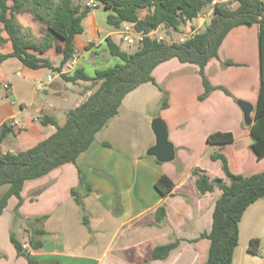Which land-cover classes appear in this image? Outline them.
Returning <instances> with one entry per match:
<instances>
[{"label":"crops","instance_id":"crops-1","mask_svg":"<svg viewBox=\"0 0 264 264\" xmlns=\"http://www.w3.org/2000/svg\"><path fill=\"white\" fill-rule=\"evenodd\" d=\"M190 27V23L186 24L187 29ZM259 29L258 24L232 29L219 48V56L211 58L206 66L208 78L216 71L219 79L215 85H224L236 99L219 88L205 99H199L205 91L199 66L171 58L158 64L152 72L168 94L166 107L162 105L163 91L151 81L142 83L124 97L118 113L97 133L89 149L80 154L77 160L80 174L77 165L68 162L43 176L26 180L20 206L23 217L14 219L13 209L18 203L13 200L15 196L0 213V236L5 238L11 251L8 256L0 251L3 254L0 264H30L25 256L18 254L15 246H11V234L21 243L29 244V252L37 264H204L210 241L200 235L211 230L213 211L221 190L201 194L195 188L193 169L200 167L212 178L225 177V174L222 176V170L219 175H213L208 167L211 164L203 163L180 173L181 155L192 148L190 136L196 133L206 140L198 159L210 145H217L208 143L207 136L221 130L234 133L235 141L227 146L228 149H233L234 143L240 140L254 161V154L246 143L251 133L250 125L245 123L244 112L237 100L240 98L253 104L254 118L261 84ZM114 33L111 30L106 37L110 35L115 40ZM93 42L96 46L95 41L85 42L80 39V34L77 35L74 39L76 52L91 51L94 46L87 50L85 47ZM227 60L234 64H227ZM80 82L76 84L81 85ZM68 88L66 85L65 89ZM55 92L63 105L57 108L51 103L44 109H60L67 113L74 108L67 105L74 96L62 94L61 89ZM90 93L91 90L84 94L79 92L73 104L77 106ZM151 104L156 111L150 120L161 116L167 122L169 138L176 149L173 161L160 162L145 153L146 148L156 143L155 134L153 140L139 141L138 133L147 131L148 138L151 135L144 126L150 116ZM21 120L24 125V118ZM37 131L38 139L33 135L25 140L21 138V130L15 138H7L1 144L2 151L32 146L52 134L55 127L41 123V130ZM212 161L216 164L219 160ZM163 174L176 183L166 195L155 187ZM2 186L0 197L9 187ZM77 187L83 208L72 193ZM34 198L41 199L45 209L38 211L39 207L27 204ZM160 206L166 208V217L162 221L156 217ZM43 215L46 216L44 228L47 231L41 237L43 247L32 249L30 238L36 226L29 225L25 218ZM176 239H180V244L167 258L151 257L156 246Z\"/></svg>","mask_w":264,"mask_h":264},{"label":"trees","instance_id":"trees-1","mask_svg":"<svg viewBox=\"0 0 264 264\" xmlns=\"http://www.w3.org/2000/svg\"><path fill=\"white\" fill-rule=\"evenodd\" d=\"M82 1L0 0V23L3 24L0 32L5 30L8 33L7 37L0 34V42H11L12 45L11 50L0 51V61L15 56L25 65L35 69L46 66L53 68L51 59L42 54L55 45L62 54L61 64L55 68L56 71L59 70L77 53L74 39L83 33L82 21L92 10L89 5L83 6ZM95 1L111 11L107 16L109 25L121 28L124 22H133L136 30L146 36L138 44L137 49L129 53L122 50L112 36L108 35L105 40L108 49L112 55L118 56L121 62L108 68L97 69L92 75L81 67L75 68L73 72L60 74L67 82H89L90 86L87 89L91 90V93L76 107L67 111L63 124L52 115H42L43 125L51 124L55 127V131L46 138L26 148L21 146L17 151H0V186L9 185L0 197V213L7 207L9 199L15 196L18 203L14 219L17 221L23 217L18 208L23 203L22 191L28 179L43 176L68 162L76 164L80 174L81 168L77 163L80 154L89 149L97 133L118 113L124 97L142 83L149 81L155 83L163 91L162 105L166 107L168 94L152 74L154 68L166 60L177 58L183 63L199 66L205 88L199 99H205L218 88L234 97L224 85L211 84L206 74V66L211 58L219 56V48L232 29L241 25L258 24L261 84L253 122L250 125L251 133L246 143L254 154V161L262 164L261 170L248 175L234 172L227 155L222 151L214 152L211 159L221 162L225 177L212 178L200 167L193 169L195 184L201 194L213 192L215 189L221 190L215 203L211 230L200 235V238H207L210 241L208 257L204 264H233L234 252L239 244V224L242 217L252 203L264 196V0H232V3L230 0L223 1L214 7L210 22L204 24L198 34L185 41L171 42L158 40L149 33L159 30L161 26L180 30L188 20L202 14L211 0ZM27 3L34 5L36 17L45 18L39 12L40 7L47 16V31L39 42L25 33L24 25L18 18V12ZM142 10H147L143 17L140 15ZM227 64L234 62L227 60ZM22 125L14 127L9 121L3 122L0 126V146L7 138H15L22 130ZM234 141L232 131L219 130L207 136V142L219 145L221 150L226 149ZM175 185V181L167 174L161 175L155 182V187L162 195L170 193ZM78 190L79 187L73 188L72 193L83 208V199ZM156 217L158 221L166 217L164 206L157 209ZM45 218V215L25 218L29 225L36 226L34 235L30 238L32 249L43 247L41 237L47 233L44 228ZM11 241L18 254L25 256L30 264H37L29 250L23 249V243L14 234H11ZM259 243V239L252 238L248 251L258 254ZM179 244L180 239H176L158 245L153 249L151 257L165 259Z\"/></svg>","mask_w":264,"mask_h":264},{"label":"rangeland","instance_id":"rangeland-1","mask_svg":"<svg viewBox=\"0 0 264 264\" xmlns=\"http://www.w3.org/2000/svg\"><path fill=\"white\" fill-rule=\"evenodd\" d=\"M88 1L89 0H83L82 5H88ZM230 1L231 3L233 2L232 0ZM75 2H77V0H75ZM234 6H236V4H234ZM91 7L92 10L82 21L84 31L80 34V39L85 42L91 39L95 41L96 46H94V42L89 43V45L85 47V50H87L88 47L92 48L94 46L91 51L77 52L78 65L76 68H84L87 73L92 75L97 69L108 68L118 62H121V59L118 56L111 54L105 41L107 33L111 30L115 31L113 37L122 50L132 53L137 49L138 45L128 44L123 41L122 35L119 31L120 28H115L107 23V16L110 14V10L104 8V6L98 2L96 6ZM34 10V5L27 3V5L22 8L20 12H18V18L24 25L25 33L39 42L45 36L47 31V16L41 7L39 8V12L42 13L43 17H45L43 19L36 17ZM210 11L211 5H208L205 11H203V13L207 14V18L203 21L202 25H200V28H202L204 24L210 22L213 15ZM146 12L147 10H142L140 11V15L144 16ZM0 27H3V24L0 23ZM187 30L186 24H183L180 30H173L167 26H161L154 36L162 35L164 37L162 39L164 42L180 41L182 33L187 32ZM0 34L5 37L8 36V33L5 30H2ZM11 49V42H0L1 52H7ZM42 56H48L51 59L53 68L46 66L35 69L25 65L18 57L15 56L0 61V126L3 122L9 121L12 116H16L19 120L24 118L21 138L25 140L33 135H36L33 136L34 138H39V131L37 130L39 128L41 130V119L43 114L50 113L55 115L60 124H63L66 121L67 114L64 113L63 110H55L54 108H49L47 110L44 109L45 106L49 107L51 103L57 108H60L63 105V102L60 97L57 96L55 91L61 89L62 94L68 93L71 96H74L67 104L71 105V107H76V104H73L75 103L73 101L79 97V92L84 93L89 91L87 89V87L90 86L89 82L82 81L80 82L81 85H79L76 84L77 82H67L62 75L56 74L55 68H58L61 64L62 54L57 50L55 45L50 47L46 53L42 54ZM48 76H53V81L48 82ZM218 79L219 75L216 74V71L214 74H211V78H209L212 85H215V82L218 81ZM45 83L47 86H45ZM66 85L69 86L68 90L65 89ZM24 107L26 109L19 112ZM155 111V106L151 104L149 108L150 116L144 125L151 135L150 138H148L147 131L140 134L138 133L140 142L149 141V139L153 140L154 133L152 132L151 127L153 118L150 120V117L151 115H154ZM204 141L206 140H203V137H199L196 133L190 136L189 142L193 145L191 149H187L188 152L185 151L181 155L182 165L180 173L183 171L186 172L190 166L201 165L203 163L205 165L211 164L208 166L211 167V173L213 175H219V173L223 170L221 162L217 161L215 164L211 159V155L214 152L220 151L227 155L231 168L234 172L248 175L261 170L262 164L252 161L249 157L250 155H248L250 153L247 152L244 148L243 142L240 140H237L234 143L232 146L233 149L227 148L221 150L219 145H210L197 159L198 153L204 145ZM148 148L145 149L146 154ZM2 149L3 146H0V151H2ZM219 168L220 172H218ZM221 174L223 176L224 172ZM1 190H3V186L0 187V191ZM217 193L220 194V191L217 190ZM33 197H35V195ZM13 200L17 201L18 199L14 197ZM27 204H30L35 208L39 207L38 211L45 209V204L41 201V199L36 200V198H34L33 201H28ZM16 206H14L13 215L16 213ZM18 211L20 212V207L18 208ZM20 219L21 218H18L17 220ZM16 234L17 237H21L18 232H16ZM252 238L260 240L258 254H253L248 251L250 240ZM11 243V246L14 247L13 242ZM0 251L2 253H7V256L11 253L7 241L5 238L3 239L2 236H0ZM2 255L3 254H0V256ZM233 264H264V196L252 203L246 209L242 217L239 224V244L234 252Z\"/></svg>","mask_w":264,"mask_h":264},{"label":"built area","instance_id":"built-area-1","mask_svg":"<svg viewBox=\"0 0 264 264\" xmlns=\"http://www.w3.org/2000/svg\"><path fill=\"white\" fill-rule=\"evenodd\" d=\"M226 0H211L210 5H211V11L210 13L213 12L214 7ZM89 6H96L97 2L95 0H89L87 3ZM207 18V14L202 13L199 16H196L192 20H188L186 24L192 23V27H190L187 32H183L180 41H185L188 38L194 37L196 34H198L200 30V25H202L203 21ZM195 24V25H194ZM123 41H125L128 44L132 45H138L140 44L146 34L143 32H138L135 28V23L133 22H124L119 29ZM158 32V29L151 31L149 34L150 36L157 38L158 40H162L164 37L162 35L159 36H154ZM78 65V58H77V53L73 55L65 64L61 66L59 70L56 71L57 75H60L61 73H66L73 71ZM54 77L53 76H48V82L53 81ZM9 124L14 126V127H19L23 124V122L19 119L16 118V116H12L9 120ZM30 246L28 243H23V249L29 250Z\"/></svg>","mask_w":264,"mask_h":264},{"label":"water","instance_id":"water-1","mask_svg":"<svg viewBox=\"0 0 264 264\" xmlns=\"http://www.w3.org/2000/svg\"><path fill=\"white\" fill-rule=\"evenodd\" d=\"M237 102L244 112L245 123L251 125L253 122V104L244 99H239ZM151 127L156 136V143L148 148L147 154L154 156L160 162L173 161L176 157V149L174 143L169 138L167 122L163 117L157 116L152 119Z\"/></svg>","mask_w":264,"mask_h":264}]
</instances>
